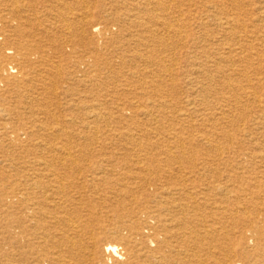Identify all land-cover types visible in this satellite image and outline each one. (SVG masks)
Instances as JSON below:
<instances>
[{
    "label": "bare ground",
    "instance_id": "6f19581e",
    "mask_svg": "<svg viewBox=\"0 0 264 264\" xmlns=\"http://www.w3.org/2000/svg\"><path fill=\"white\" fill-rule=\"evenodd\" d=\"M92 4L0 0V264H264V6Z\"/></svg>",
    "mask_w": 264,
    "mask_h": 264
},
{
    "label": "rangeland",
    "instance_id": "374dc122",
    "mask_svg": "<svg viewBox=\"0 0 264 264\" xmlns=\"http://www.w3.org/2000/svg\"><path fill=\"white\" fill-rule=\"evenodd\" d=\"M96 0H90V10L92 12H96V9H94L93 7V4L92 2L94 3ZM221 2L226 5V8H228V12L229 13H235L237 8H235L236 6H241V7H244L242 8L243 11L246 13L247 11L248 12H253V13H256L257 12V8L259 5L261 6H264V1H261V0H221ZM236 3V6H235V3ZM242 4H241V3ZM233 3V4H232ZM245 5H244V4ZM92 4V5H91ZM233 6V7H232ZM235 6V7H234ZM241 17H243L242 15H240ZM114 30H112V33H113ZM106 41V40H105ZM99 45H98V48H99V51L98 54H99V57L102 59H108V60H111V62H113V64L116 66V65H119L120 63V60L119 58L116 56V53L114 52L115 50V46H111V45H108V48H105L104 45L106 44H103L102 41H99ZM83 46V45H82ZM82 46H77V50L79 53H84V48L85 47H82ZM96 50L95 48L93 49V51ZM254 50V49H253ZM261 50V49H260ZM263 50V49H262ZM110 56L112 57L110 59ZM117 63V64H116ZM257 63L256 60L254 62V64ZM255 66H257V64H255ZM262 74L264 75V63H263V66H262Z\"/></svg>",
    "mask_w": 264,
    "mask_h": 264
}]
</instances>
